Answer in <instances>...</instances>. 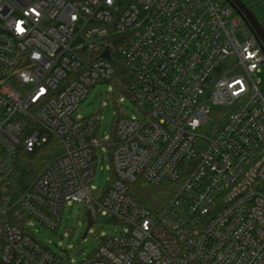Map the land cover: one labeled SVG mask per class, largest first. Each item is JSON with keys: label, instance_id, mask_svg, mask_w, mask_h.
Masks as SVG:
<instances>
[{"label": "built area", "instance_id": "1", "mask_svg": "<svg viewBox=\"0 0 264 264\" xmlns=\"http://www.w3.org/2000/svg\"><path fill=\"white\" fill-rule=\"evenodd\" d=\"M116 58L130 116L113 98ZM262 64L260 40L224 0H0V176L20 148L61 145L0 207V264H264ZM99 83L117 105L109 136L98 110L76 111ZM163 181L178 187L155 214L129 193ZM74 202L93 206L92 225L96 215L122 230L70 262L35 233L56 230Z\"/></svg>", "mask_w": 264, "mask_h": 264}, {"label": "rangeland", "instance_id": "2", "mask_svg": "<svg viewBox=\"0 0 264 264\" xmlns=\"http://www.w3.org/2000/svg\"><path fill=\"white\" fill-rule=\"evenodd\" d=\"M237 37L241 40L240 34ZM257 77L264 82V64L260 66ZM106 91L112 92V89L106 83L95 85L90 89L87 97L79 103L76 111L77 116L83 117L98 110L102 114V128L105 129V132L109 136L112 132L114 110L117 105L111 102L110 107H107L105 99ZM120 98V102L123 105L121 110L128 116L132 115L135 111L134 105L124 96H120ZM107 175L108 162L106 161L104 172L100 167H97L92 182V189L95 190L97 187L100 189L104 188ZM88 209H93V206L74 202L63 210L61 224L56 230L53 231L41 227L35 235L40 242L54 253L65 258L67 257L70 262L79 261L95 250L100 236L110 235L122 230L120 226L107 221L105 217L94 215L95 220L93 225L83 235L86 227L84 213Z\"/></svg>", "mask_w": 264, "mask_h": 264}, {"label": "trees", "instance_id": "3", "mask_svg": "<svg viewBox=\"0 0 264 264\" xmlns=\"http://www.w3.org/2000/svg\"><path fill=\"white\" fill-rule=\"evenodd\" d=\"M224 1L227 3L226 0ZM241 1L248 6L264 29L263 0ZM114 66L115 75L110 81L113 85V98L116 99L120 96L129 97L127 91L128 78L121 64V59L116 58ZM60 153L61 145L53 137L32 152L20 148L13 158L11 172L5 176H0V207H11L17 197L27 188L45 165ZM177 187L178 183L169 181H163L159 185L152 187L136 182L130 186L129 193L137 202L155 214L170 200ZM14 208L11 209V213L15 214L13 221L20 225L21 217L19 213H15L16 209Z\"/></svg>", "mask_w": 264, "mask_h": 264}, {"label": "water", "instance_id": "4", "mask_svg": "<svg viewBox=\"0 0 264 264\" xmlns=\"http://www.w3.org/2000/svg\"><path fill=\"white\" fill-rule=\"evenodd\" d=\"M232 8L240 15V17L243 19V21L248 25L250 30L255 33V35L260 40L263 49H264V29L252 13V11L246 6L241 0H226ZM105 56L108 58L109 55L106 52ZM86 217V229L83 235H85L89 229V227L92 225V216L89 210L85 213Z\"/></svg>", "mask_w": 264, "mask_h": 264}]
</instances>
